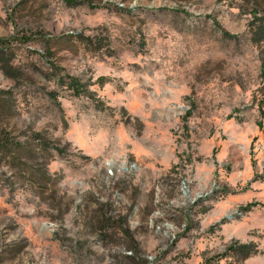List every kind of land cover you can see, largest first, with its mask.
Instances as JSON below:
<instances>
[{
  "label": "rangeland",
  "instance_id": "374dc122",
  "mask_svg": "<svg viewBox=\"0 0 264 264\" xmlns=\"http://www.w3.org/2000/svg\"><path fill=\"white\" fill-rule=\"evenodd\" d=\"M68 1L0 0V264H264V4Z\"/></svg>",
  "mask_w": 264,
  "mask_h": 264
},
{
  "label": "trees",
  "instance_id": "16d2710c",
  "mask_svg": "<svg viewBox=\"0 0 264 264\" xmlns=\"http://www.w3.org/2000/svg\"><path fill=\"white\" fill-rule=\"evenodd\" d=\"M68 2L70 4L82 3V1H71V0H69ZM255 2L257 4H260V3L264 4V0H255ZM255 16H257V15L255 14ZM257 30L261 34V35H259L257 40H264V21L258 24ZM224 34L226 36H229V37H236V35H233V34H230L227 32H224ZM24 40H26V39H24ZM0 46H2V47L5 46V48L10 47V44L8 43V39L1 37V35H0ZM2 49H4V48H2ZM12 74H14V76H16L18 74V71H14ZM70 84L74 88L75 92H78L79 87H78V84L76 83L75 77H71V83ZM259 124H260V122H259ZM55 149H57L60 152L64 151V149L59 147V146H56ZM228 248H229V250H231L235 254H241L244 258L250 256L252 253L257 251L256 245L253 243L252 244L251 243H243V244H239V245L237 243H233V244L229 245Z\"/></svg>",
  "mask_w": 264,
  "mask_h": 264
}]
</instances>
